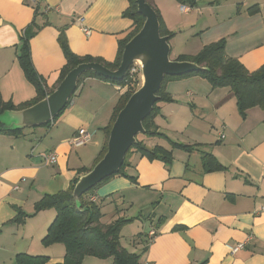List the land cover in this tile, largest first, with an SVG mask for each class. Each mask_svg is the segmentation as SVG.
I'll return each instance as SVG.
<instances>
[{
    "label": "crops",
    "instance_id": "1",
    "mask_svg": "<svg viewBox=\"0 0 264 264\" xmlns=\"http://www.w3.org/2000/svg\"><path fill=\"white\" fill-rule=\"evenodd\" d=\"M149 1L170 31L185 36L184 55H195L224 38L227 56L240 60L249 71L264 64V0H196L194 7L178 0ZM36 4L43 13L37 18ZM129 6L130 0H37L35 4L0 0L3 100L19 105L36 97L18 61L23 30L35 18L42 27L30 39L32 62L54 90L66 64L58 41L60 29H65L77 55L114 63L120 41L135 28L124 15ZM166 91L173 101L161 102L154 117L165 136L144 141L171 150V163L137 152L130 155L126 171L137 180L117 175L101 184L93 194L102 213L108 203L115 208V218L136 219L122 228L121 241L127 230L133 246L140 251L147 246L141 257L144 264H264V110L253 107L243 115L229 86L213 88L198 75L170 80ZM123 93L116 82L88 76L47 128H27L19 136L0 134V264H14L21 252L45 254L49 263L64 261L62 243H42L56 211L35 213V204L45 194L68 189L83 174L82 168L94 166L107 140L104 128ZM80 128H86L91 138L75 148L69 140ZM171 141L195 148H176ZM49 152L57 153L56 163L43 161ZM206 152L222 167L206 169L202 160ZM18 209L29 215L22 224L13 221ZM137 220L149 222L144 237L135 233ZM151 230L157 235L145 244ZM249 237L244 248L232 252Z\"/></svg>",
    "mask_w": 264,
    "mask_h": 264
},
{
    "label": "trees",
    "instance_id": "2",
    "mask_svg": "<svg viewBox=\"0 0 264 264\" xmlns=\"http://www.w3.org/2000/svg\"><path fill=\"white\" fill-rule=\"evenodd\" d=\"M146 1L152 6L149 0ZM178 1L181 4H188L192 7H194L197 2L196 0ZM137 6V0H130V6L124 12L125 16L130 17L134 21L135 28L128 36L120 41L118 57L114 63H105L102 59L90 55H77L70 48L65 29H60L58 41L66 58V64L61 71V81L71 69L84 62L98 61L111 69H116L121 63L125 44L141 29L145 21V17L138 12ZM152 7L158 15L161 34L167 35L170 40L173 32L167 28L164 20L162 19L160 11L154 6ZM250 11H253V9L251 8ZM39 14L43 13L40 12L39 4H36V18ZM36 18L26 29L23 30L21 38L22 44L20 53L18 55V61L27 80L36 89V97L33 100L16 105L12 101H4L0 92V114L5 110H18L29 107L42 100L53 91V89L51 90L48 88L43 77L37 72L32 62L30 39L42 27V24L37 22ZM44 24H46V22ZM179 60L195 61L198 64L206 67V69L181 76L165 77L158 92L160 98L155 103L152 112L144 119L143 123L146 132L142 134L143 136H165L158 130V126L154 121V117L160 111L161 102L173 101V97L166 91V84L170 80L187 76H201L205 78L213 88L229 86L236 96L237 105L243 115H246V112L253 107H260L264 110V64L255 71H249L240 60L227 56L226 40L224 38L205 45L195 55L182 54ZM88 76H98L106 79L93 71H86L80 76L78 80V86ZM113 82L123 85L125 81L121 80ZM138 87L139 86L130 87L121 95L114 109L110 124L104 128L107 135V140L98 157L96 158L95 164L104 156L107 151L108 137L119 111L124 107L130 95ZM62 113L63 111L45 126L51 125L52 122L57 120ZM24 130H9L2 123H0V134L19 136ZM140 135L141 134L137 136V142L134 143L127 152L121 170L118 173L107 177L90 191L85 193L81 197L82 206L80 209L76 207L72 196L74 185L77 182L78 177L73 179L68 189L61 190L54 194H45L38 202H36L35 213L45 209H55L57 213L55 219L49 225L47 233L42 239V243L45 246L55 243H62L66 248L64 261L61 263H49L50 258L47 255L21 252L16 254L14 264H82L85 256L87 255L99 258L113 257V264H144L141 261V257L147 250V246L141 252H134L121 244V230L125 225L132 222L133 219L120 217L111 223H102L101 219L103 217V213L101 211V206L97 202L87 199V196H89V194H93L101 184L117 175H123L133 181H136L137 178L129 175L126 171L130 164L129 157L135 152L140 153L142 156L147 157L150 160L160 159L166 164L171 163L173 159V153L171 150H168L161 145L150 147L145 143L143 138H139ZM171 142L173 147L176 148H182L186 150H193L195 148V145H188L174 141ZM202 160L205 168L208 170L222 167L221 163L212 153H204ZM90 169L91 168H82L81 173H85ZM28 216L29 215L22 209H18L17 216L13 221L18 224H22L25 222ZM144 242L145 244H148L150 241Z\"/></svg>",
    "mask_w": 264,
    "mask_h": 264
},
{
    "label": "water",
    "instance_id": "3",
    "mask_svg": "<svg viewBox=\"0 0 264 264\" xmlns=\"http://www.w3.org/2000/svg\"><path fill=\"white\" fill-rule=\"evenodd\" d=\"M138 12L145 17L141 29L125 44L120 65L111 69L98 61L84 62L71 69L61 83L45 98L18 110H5L0 123L9 130H24L45 126L65 110L78 88V80L86 71H93L112 81L125 78L135 61L142 65L141 83L119 111L109 134L107 151L87 172L81 174L73 189L78 209L81 197L107 177L118 173L137 136L144 134V119L159 100L158 92L166 76H181L206 67L195 61L173 60L169 37L161 34L154 8L146 0H137Z\"/></svg>",
    "mask_w": 264,
    "mask_h": 264
},
{
    "label": "rangeland",
    "instance_id": "4",
    "mask_svg": "<svg viewBox=\"0 0 264 264\" xmlns=\"http://www.w3.org/2000/svg\"><path fill=\"white\" fill-rule=\"evenodd\" d=\"M152 6H154V5L152 4ZM169 42H170V45H171V54H170L171 59L179 60L180 56L182 54H184L183 51H182L184 46L187 45L186 44L187 40H186L185 36L182 34V32L178 31V33H177L176 31H174L172 37L169 40ZM188 46H189L188 49L191 50V46L190 45H188ZM41 127L47 128V126H41ZM145 137H147V136H143L142 134L139 136V138L140 139L143 138V140H144ZM86 148H87L86 150H89L90 146H88ZM84 149L85 148H83V150ZM74 150H76V149H74ZM102 208H104L103 209V211H104L103 212V218H102L103 221L107 220L109 223H111V222H113V221H115V220L120 218V217L115 218L116 215H115L114 206H110V205H108V203H106ZM53 211L55 212V209H53ZM104 213H106V214H104ZM56 214L57 213L55 212L54 219L56 217ZM135 220L136 219H134L133 221H135ZM140 221H143V220H137L136 221V225H139V229L137 231H135V233H137V232L139 233L140 232V234H139L140 237H144L147 229L149 228V222H148V220L143 221V223L140 222ZM137 223H139V224H137ZM128 224H130V223H128ZM130 235L131 234L130 233L128 234L127 230H125L124 236L122 235L121 244L124 247L128 248L129 250H132L134 252H141L138 249L140 247H138V246L135 247V246H133V243L130 242V240H129L131 238ZM37 251H39V249H37ZM36 254H39V253H36ZM40 254H42V253H40ZM42 255H45V254H42ZM85 257H86V259H85L83 264H113V257L99 258V257L91 256V255H87Z\"/></svg>",
    "mask_w": 264,
    "mask_h": 264
},
{
    "label": "built area",
    "instance_id": "5",
    "mask_svg": "<svg viewBox=\"0 0 264 264\" xmlns=\"http://www.w3.org/2000/svg\"><path fill=\"white\" fill-rule=\"evenodd\" d=\"M32 2L35 4L37 0H32ZM189 9H190L189 7L181 6V10L187 11ZM85 31L86 33H90L89 29H85ZM141 69H142V65L139 61L133 62V64L129 67L126 73L125 78L123 79L125 82L123 85H120V88L126 91L130 87L139 86L141 83ZM90 138H91V135L89 131L86 128H80L77 134L71 137V139L69 140V143L72 147L77 148V147L85 145L90 140ZM57 159H58V156L56 152H49L43 155V161L46 164H54L57 162ZM87 199L93 202H97V197L94 194H89V196H87ZM263 210H264V207H263ZM156 235H157V231L151 230L148 233L149 241L151 242ZM250 240H251V237L247 238L243 242L236 244L233 247L232 252L236 253L238 250L244 248Z\"/></svg>",
    "mask_w": 264,
    "mask_h": 264
}]
</instances>
